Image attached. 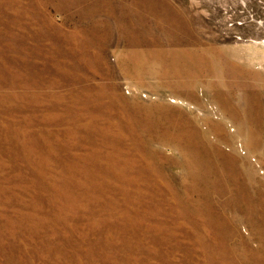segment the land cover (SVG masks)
<instances>
[{"label": "rangeland", "instance_id": "374dc122", "mask_svg": "<svg viewBox=\"0 0 264 264\" xmlns=\"http://www.w3.org/2000/svg\"><path fill=\"white\" fill-rule=\"evenodd\" d=\"M112 3L0 0V264H264V0Z\"/></svg>", "mask_w": 264, "mask_h": 264}, {"label": "bare ground", "instance_id": "6f19581e", "mask_svg": "<svg viewBox=\"0 0 264 264\" xmlns=\"http://www.w3.org/2000/svg\"><path fill=\"white\" fill-rule=\"evenodd\" d=\"M112 1L113 0H108V7H113V3H112ZM128 2V1H127ZM137 2V1H136ZM140 3V2H139ZM121 6H125V2L123 3V2H120L119 3ZM138 4V3H137ZM115 5V4H114ZM138 6V5H137ZM132 7H134V5H132ZM120 11H121V9H120ZM152 11V10H151ZM154 12V11H153ZM123 13V12H122ZM152 13V12H151ZM153 14V13H152ZM155 15V14H154ZM130 18V16L129 17H127V18H125V19H122V21L123 20H127V19H129ZM135 19V18H134ZM130 20L132 21V19L130 18ZM120 22H121V20H119ZM139 22V21H138ZM131 23H133V24H130L129 26H126V27H132L133 29H132V31L131 32H129V31H127L124 27L123 28H120V29H118L117 31L119 32V36H118V38L124 43V41H130V43H129V45L127 46V47H132L133 49H131V50H129V51H136V50H138L139 48H141V47H143V45H148V41L149 42H154L153 41V38H154V34H147L148 32H145V31H139L137 28H135V26H134V22H131ZM126 24V23H125ZM140 25V24H139ZM153 28V27H152ZM141 29V28H140ZM153 32V31H152ZM169 34V33H168ZM143 36L145 37L146 36V39L148 40V41H144L142 38H143ZM164 37H165V35H164ZM166 40H167V38H166ZM167 42H168V40H167ZM250 102V101H249ZM251 104H253L251 107H250V112H252V111H255V113L256 114H253V115H255V120H257V119H259L260 117L258 116V114H259V111H260V105L257 103V102H255V101H253V103L252 102H250ZM254 119H253V121H255Z\"/></svg>", "mask_w": 264, "mask_h": 264}]
</instances>
